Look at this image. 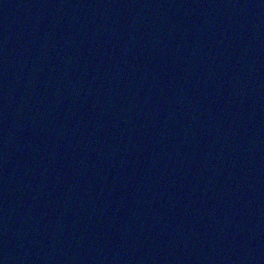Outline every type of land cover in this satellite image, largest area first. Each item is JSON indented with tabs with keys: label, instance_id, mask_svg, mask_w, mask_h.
Masks as SVG:
<instances>
[{
	"label": "water",
	"instance_id": "1",
	"mask_svg": "<svg viewBox=\"0 0 264 264\" xmlns=\"http://www.w3.org/2000/svg\"><path fill=\"white\" fill-rule=\"evenodd\" d=\"M0 264H264V0H0Z\"/></svg>",
	"mask_w": 264,
	"mask_h": 264
}]
</instances>
